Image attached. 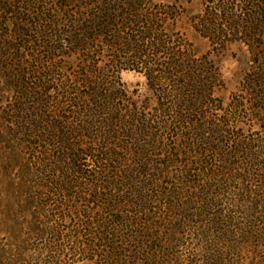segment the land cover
Instances as JSON below:
<instances>
[{
	"label": "trees",
	"instance_id": "1",
	"mask_svg": "<svg viewBox=\"0 0 264 264\" xmlns=\"http://www.w3.org/2000/svg\"><path fill=\"white\" fill-rule=\"evenodd\" d=\"M184 13L0 0V264H169L186 235L197 264H235L264 241V0H209L190 22L202 53ZM235 41L251 66L224 105L213 56Z\"/></svg>",
	"mask_w": 264,
	"mask_h": 264
},
{
	"label": "rangeland",
	"instance_id": "2",
	"mask_svg": "<svg viewBox=\"0 0 264 264\" xmlns=\"http://www.w3.org/2000/svg\"><path fill=\"white\" fill-rule=\"evenodd\" d=\"M165 3L169 2H178L181 4L185 10L184 17L180 22L181 31L185 34V37L190 41L193 42L197 52L202 53L205 52L208 48V43L205 39H203L192 27L191 19L193 16H196L198 13L202 12L209 2V0H159ZM2 16V15H0ZM218 64L220 71L222 73L224 79V87L221 88L217 95L218 97L224 102V105L230 102L233 94L238 90L242 78L245 73L250 68V54L246 46L241 44L240 42H233L231 43L228 48L221 54L213 56ZM121 79L125 84V87L129 93V95L139 102L142 101L146 97L151 98V103L153 102V96H151V92L148 88L147 79L145 75L141 72L125 69L121 71ZM4 81L0 78V85H2ZM8 105L6 102L2 104ZM4 107V106H3ZM2 108V107H1ZM247 126V125H245ZM249 133H253L255 130V126L248 127ZM260 194V191H257ZM1 208V203H0ZM252 220V224L261 225L260 222L254 221V218L251 219L250 217L244 220L240 218V221L246 222L250 224ZM193 223V222H192ZM191 223V224H192ZM259 223V224H258ZM193 225V224H192ZM221 229V226L217 227V230ZM1 230V229H0ZM3 236V233H0V238ZM185 242H182L178 246H174L171 248L170 256L172 258H176L173 263L169 264H197V261L200 259V252L195 250V245H192L191 236L186 235L184 236ZM255 239L254 247L249 246L246 248L245 253L243 255L236 254V257L233 262L235 264H255L257 260H264V241L260 244ZM254 242V241H252ZM195 254L193 255V253ZM196 253L198 256H196ZM193 256H196L193 257ZM232 257H230L231 261ZM228 262V261H226ZM232 262V263H233ZM81 264H95V262H84Z\"/></svg>",
	"mask_w": 264,
	"mask_h": 264
}]
</instances>
